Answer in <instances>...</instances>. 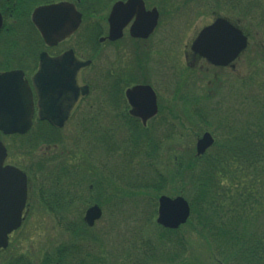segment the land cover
I'll return each mask as SVG.
<instances>
[{"label":"rangeland","instance_id":"1","mask_svg":"<svg viewBox=\"0 0 264 264\" xmlns=\"http://www.w3.org/2000/svg\"><path fill=\"white\" fill-rule=\"evenodd\" d=\"M145 1L154 5L159 11L157 31L151 39L132 40L133 38L125 33L124 37L115 42L99 43L98 37L106 30L104 10L96 12L95 15L87 14L82 23V29L76 33L75 42L81 51L89 52L92 48L93 63L88 69L87 78L91 80L93 95L83 102L82 110H80L82 114H86L84 119L91 128L88 130L90 137L99 136L103 132L107 133L105 129H97L94 115L97 120L101 119V115L106 116L107 126H110L111 122L118 124L117 121H119V125L126 122L122 117L119 120L115 115L116 112L120 113V110L126 111L124 102L121 105L122 108L116 110L117 101L121 97L120 94H116V90L126 84L143 81L150 84L158 94V106H160L157 115L159 117L156 121L159 122L160 119H164L167 123V126L161 125V129H154L159 136L157 133L155 136L152 132L154 141L163 142L159 146L160 153L154 154L155 156L162 154L157 160V165L162 168L167 156V160L171 158L173 162L175 155H180L179 157L184 161L183 156L187 152L186 150L194 151L195 140L203 131L218 133L221 126L217 122L220 120L240 118L237 121L238 124L243 120L246 122V126L249 125L250 130L251 128L254 130L259 128L256 115L258 116L259 111H264V0ZM105 5L106 0H99L96 7L101 8ZM247 7H250L248 19L240 14ZM216 13H225L228 17L233 18V21L238 20L242 29L249 33L248 46L236 60L234 69L225 68L221 70L209 65L204 60H199V58L196 60V64L191 66L189 64L191 59L184 57V52L188 50L193 37L200 28L213 19ZM95 25L96 32L93 33L95 28L90 26ZM18 30L26 36L25 42L28 46L27 37L30 34V29L25 20L22 19V24L19 25ZM136 42L138 45L135 47ZM67 46L69 45L67 44ZM30 60V57L26 58L24 65ZM116 71L118 75L115 78L113 73H117ZM104 76H109L108 80ZM194 111H198L200 117L194 115ZM75 117L60 130L56 146L46 148L47 143L42 142L35 147L34 152H29L28 155L33 156L32 160L44 155V157L57 160L59 164L62 163V158L72 164L76 163L78 157H72V153L79 155V148L85 149L86 147L82 145L90 144V140L89 137H86V131H82L76 126V120L79 116ZM37 123L34 124L35 130L40 131ZM240 127L241 125H239ZM101 128L107 127L102 124ZM262 130L264 131V125H262ZM108 134H112V131L108 130ZM128 136L133 137L134 143L141 142L140 144L148 138L146 132L138 133L135 129L131 130L129 127L119 126L114 143L122 149L125 148L124 150L110 153L101 149V142L92 143L96 147L92 153L96 160L94 162L107 164V178L122 181L124 177L133 176L137 173V169L131 167L130 164L133 159L139 158V155L132 159L130 155L126 156L125 154L129 145L133 148V145L127 140ZM217 136H222V134L218 133ZM0 137L8 143L13 153L12 158L9 157L7 161L24 166L25 159L28 157L27 153L24 152V145L17 148L12 145L11 138L1 135ZM29 137L26 138L29 140ZM55 137H57V133ZM36 142L34 140L28 143L26 147H31ZM262 144L264 145V143ZM88 147L91 149L90 145ZM86 163L88 164V162ZM154 164H156L155 161ZM91 166V176L94 175L98 181H103L105 179L104 174H101L92 164ZM88 170L83 162H78L77 166L75 165V172L77 173L74 175L83 177ZM96 170L98 172H94ZM110 182L112 181L110 180ZM112 185H110V191L119 192ZM33 192L36 194L35 189ZM105 192L102 190L95 192L96 195L95 193L92 195L102 200ZM85 194L87 195V191ZM128 202L129 204L117 208L116 211H105L103 216L96 221L95 227L92 228L91 234L95 236L103 234L104 242L99 237L100 243L103 245L97 243L94 249L98 256L102 257L103 264H110V262L114 264L116 260L114 261L113 257L108 256V259H104L106 251L118 248L119 243L122 245L121 242L129 240L140 228L139 225L136 229L139 223L137 219L140 216L139 209L146 208L135 206L130 198ZM29 203L31 204L20 234L13 233L11 237L13 243H16L15 236L23 238L22 242L17 246L15 244L10 245L11 248H14L15 245L14 252L20 251L27 257L31 256L32 259L39 251L46 252L64 241L66 233L54 227L51 219L46 215L45 209L43 210L44 207L37 204L36 199ZM182 229L185 230V227ZM147 231L149 230L146 228L145 232ZM83 234L86 237L90 236L86 232ZM186 237L194 254H191L194 263L207 264L208 259L204 249L197 246L202 244L204 247L202 238L197 237L195 233H186ZM104 245H106L105 248ZM2 262L3 260H1Z\"/></svg>","mask_w":264,"mask_h":264},{"label":"trees","instance_id":"2","mask_svg":"<svg viewBox=\"0 0 264 264\" xmlns=\"http://www.w3.org/2000/svg\"><path fill=\"white\" fill-rule=\"evenodd\" d=\"M19 1L22 3L24 0ZM25 3L26 8L29 4ZM15 13L20 16L22 9L15 8ZM9 29L0 33V38L5 44L1 51L5 57L3 58L5 66H10L6 64L16 60L11 56L12 49L28 51V46L25 47L26 36L15 27L10 26ZM27 38L30 44L32 36L29 34ZM262 112L264 111H259L258 116L256 115L259 128L255 130L253 128L250 130L248 124L245 126L246 122L243 120L238 124L239 118H234L230 122L228 119L223 120L219 124L226 127L223 128V133L218 132L222 136H217L216 144L204 155L195 157L191 154L192 151L187 150L184 161L180 155H175L173 162L171 158L167 160V156L163 163L164 170L155 161L157 146L145 141L142 144L136 143V153L132 159L136 155H139V158L133 159L130 165L137 169V173L122 179V189L112 185L119 192L110 191L111 187L107 184L104 199L108 202L116 198L123 203L130 198L135 206L149 205L152 210L139 209L140 216L137 217L139 223L136 229L139 225L140 228L129 240L121 242L122 245L119 243L118 248L106 251L107 257L104 259H108V256L113 257L114 261L116 260L114 264H195L186 237V233H195L204 243V247L198 243L197 246L204 249L207 264H264ZM194 115L200 117L198 111H194ZM235 130L237 139L231 142L230 135H233ZM44 137L45 143L50 145L57 143L51 135L48 137L52 138H48L47 133H44ZM99 141L100 139H92V142ZM84 156L85 154L72 153V157H78L77 162L73 164L62 158L60 165L55 159L39 160L38 165H35L34 171L42 180L41 197L53 198L54 203L61 207L56 210L49 208L50 213L59 214L63 218L68 217L69 212H65L63 208L71 207L78 194L75 196L72 193V179L68 178L67 174L73 172L71 168L77 166L78 162H83L91 170V164L86 163L91 158V151L90 158ZM96 188H99L97 180ZM161 193H180L188 199L191 214L185 224L170 229L158 225L153 220L156 198ZM76 214L79 215V212ZM182 227H185V230ZM65 228L74 241L70 246L58 249L63 263L72 264L74 261L73 264H96L97 262H92L95 258L90 250L85 251L79 239L81 236L85 238L82 228L86 232L90 229L81 219L80 223L75 221L73 224H66ZM146 228L149 231L145 232ZM101 259L99 257L98 260L102 263Z\"/></svg>","mask_w":264,"mask_h":264},{"label":"water","instance_id":"3","mask_svg":"<svg viewBox=\"0 0 264 264\" xmlns=\"http://www.w3.org/2000/svg\"><path fill=\"white\" fill-rule=\"evenodd\" d=\"M130 1L137 2L128 0L126 4L113 5L108 18L110 38L120 35L121 25L125 22L121 11L128 8ZM138 3H141L140 0ZM31 17L48 44L69 35L79 21V14L73 5L66 2L36 7ZM73 17L75 19L72 21ZM143 17H145L143 13L137 15L133 24L135 25L133 34H137L138 27L143 31L150 29V21L142 22ZM245 45L246 37L241 31L219 17L199 32L193 48L210 62L225 65L233 60ZM88 62L78 60L71 50L56 57H49L45 52L40 54L38 70L32 76V84L37 95V114L40 119H46L55 126H61L65 122L78 98L87 93V86L80 80V68ZM144 90L151 94L148 98L151 111L139 112L136 104L142 100L138 95ZM152 95L154 94L150 87L144 85H137L128 90L127 96L135 109L130 112L141 116L145 121L155 112ZM32 108V95L27 80L23 78V72L17 69L0 72V130L3 133L25 132L31 123ZM211 142V135L208 132L204 133L197 141V153L203 152ZM5 156L6 150L0 141V247L6 245L8 233L19 226L26 199L25 173L13 165L3 164ZM100 213L99 207L93 205L86 210L84 220L92 225ZM188 214L189 206L182 196L174 198L159 196L157 223L164 227L176 228L185 222Z\"/></svg>","mask_w":264,"mask_h":264},{"label":"flooded vegetation","instance_id":"4","mask_svg":"<svg viewBox=\"0 0 264 264\" xmlns=\"http://www.w3.org/2000/svg\"><path fill=\"white\" fill-rule=\"evenodd\" d=\"M116 0H114V2H115ZM121 1H125V0H121ZM113 2V3H114ZM112 3V4H113ZM112 4H111V6H112ZM110 6V7H111ZM110 7H109V10H110ZM143 8H144V10H150V9H152V8H155V6L154 5H151V4H148L145 0H143ZM10 9H9V7L8 6H0V12L2 13V15H3V17H7L6 15H9V16H11V12L10 13H7V11H9ZM109 10H108V12H109ZM11 11V10H10ZM139 4L137 3L135 6H131V7H129L128 8V21L125 23L126 25L124 26V28L122 29V34H121V37L120 38H122V37H124V34H125V32H126V34L129 32V27H130V25L134 22V20H136V18H137V15L139 14ZM159 12V11H158ZM159 19V18H158ZM157 24H158V22H157ZM105 27H106V30H105V32L104 33H102V35L101 36H103L104 37V39H103V41L102 42H108V43H112V42H115V41H117V40H113V41H110V40H108L107 38H106V36H107V34H108V30H109V24L107 23V21L105 22ZM156 28H157V26L153 29V31L149 34V36L147 37V38H133L132 40H146V39H151L154 35H155V32L157 31L156 30ZM67 40H71V42H72V44H73V35H72V37H70V39L69 38H67V39H65V40H63V41H61V42H59L58 44H56L55 46H53L52 48H53V53H59L60 51H62V50H64V49H67V48H69V46H67ZM163 40H165V37H163ZM66 45V46H65ZM138 45V43L136 42L135 43V47ZM72 49H74L73 47H71ZM167 50H169V48H167ZM75 51V50H74ZM136 51V50H135ZM76 52V51H75ZM77 53V52H76ZM77 55L78 56H80V57H82L83 58V56H81V54H79V53H77ZM184 57H185V59H187V58H189V59H191V62L189 63L191 66L192 65H195L196 64V60L198 59V57H197V55H195V54H193L190 50H189V48H188V50L187 51H185L184 52ZM200 60V59H199ZM33 67V66H32ZM86 68L84 67V69H83V71L85 70ZM119 70H120V67H119ZM117 77V76H116ZM121 78H122V76H121ZM84 82H86L87 84H88V86H89V89L91 88L90 87V84L86 81V79L84 78V80H83ZM135 83H144V81L143 82H134V83H131L130 85H132V84H135ZM130 85H125L124 87H121L120 89H117V93L118 94H120L121 95V93L123 92V95H124V90L128 87V86H130ZM155 92V91H154ZM156 94V93H155ZM86 98V97H85ZM157 98H158V94H157V96H156V100H157ZM124 102V105H126V111H129V106H128V102H127V99H121V101H120V98L118 99V101H117V105H119V107L120 108H122L121 107V105H122V103ZM116 105V106H117ZM118 106L116 107V110H120V108H119ZM129 107V108H128ZM120 111H122V110H120ZM157 111H158V107H157ZM13 264V263H12Z\"/></svg>","mask_w":264,"mask_h":264}]
</instances>
